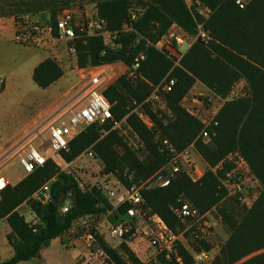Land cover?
I'll return each instance as SVG.
<instances>
[{
    "label": "trees",
    "instance_id": "trees-1",
    "mask_svg": "<svg viewBox=\"0 0 264 264\" xmlns=\"http://www.w3.org/2000/svg\"><path fill=\"white\" fill-rule=\"evenodd\" d=\"M76 1L84 0H0V17L16 19L30 15L42 25H51L57 38L58 12L71 8ZM193 1L209 9L207 17L188 6L186 0H97L99 16L106 20L111 33H118L115 46L106 44L103 37L85 36L79 31L74 41L80 69L103 66L119 59L132 66L134 59L145 52L146 58L138 71L146 82L136 83L126 75L121 76L104 91V95L112 104L114 122L126 121L145 144L149 158L155 157L157 165L146 168L111 121L102 126H89L71 140L69 151L62 155L67 163H72L86 150L93 149L104 162L106 173L117 169L121 173L128 170L127 175L133 171L145 175L156 172L166 163L167 157L160 154L154 134L133 111L150 95L153 87L149 84L157 86L174 80L172 90L166 95L171 118L159 117L147 105L142 106L160 133L178 150L193 144L208 168L216 167L228 155L238 152L262 186L251 208H242L239 212L219 208L230 235L212 264H264V0H249L243 9L236 0ZM135 8H141L143 12L124 32V24ZM174 24L192 37L198 36L201 25L211 37L207 44L199 39L193 42L178 66L155 48L147 47V42L156 43ZM63 75L59 64L46 59L34 69L33 81L46 89ZM240 81L246 83L247 95L225 101L215 117L217 125L208 128L209 138L204 141L200 136L203 124L186 112L181 106L182 99L200 82L225 100ZM4 87L3 82L0 93ZM116 147L124 149L122 157ZM221 174L222 171L214 174L208 169L201 180L193 182L181 172L167 187L144 188L141 195L151 212L179 234L184 227L174 213L178 199L185 196L201 214L218 208L228 196L220 183ZM121 180L124 185H131L125 177L121 176ZM46 184L49 185V197L42 203L34 195ZM67 202L70 208L62 213ZM23 204L29 206L38 224L27 222L20 213ZM129 207V204H123L114 210L97 187L83 190L72 174L49 160L3 192L0 220L11 228L7 240L14 255L0 264H20L40 258L42 250L58 238L66 244L65 234L75 222L85 217L106 215L112 224H117L124 219ZM96 240L97 246L108 254L113 264H143L127 245L115 249L101 233L96 234ZM196 249L209 251L211 246L202 242V249ZM157 259L160 264H195L192 254L179 242L170 257L163 253Z\"/></svg>",
    "mask_w": 264,
    "mask_h": 264
},
{
    "label": "rangeland",
    "instance_id": "rangeland-1",
    "mask_svg": "<svg viewBox=\"0 0 264 264\" xmlns=\"http://www.w3.org/2000/svg\"><path fill=\"white\" fill-rule=\"evenodd\" d=\"M186 1L188 6L195 8L197 11L201 12L203 16H208V11L204 10L202 5L197 4L196 1L193 0ZM243 1L247 4L249 0ZM178 34H180V32H178ZM188 36L193 40L194 37L190 35ZM190 38L185 37L188 41L191 40ZM105 40L111 47H114L116 44V39H110L106 36ZM192 40L190 42H194ZM70 44L71 42L68 40H47L45 48H41V50L33 45H23L19 43L16 41L15 34L8 36L0 35V85H2L3 81L8 84L5 93L0 94V148L7 144L9 139L20 137L21 132L24 131L28 125L34 122L43 121V119L46 120L36 130L39 132V135L31 142L38 147H40L41 144H43L44 147L49 146V126L54 122L55 117L58 115L61 119L67 120L68 114L66 108H72L73 106L78 107L82 104L91 77L87 72H78L77 68L79 67L77 65L76 54L69 50ZM44 51L52 53V60L59 64L65 73L64 78L50 89H42L33 81V65L42 55L45 54ZM186 51L187 48L183 47L182 52ZM106 65L107 67L104 68V71H106L110 77V84H114L121 76L129 74V66L122 59L115 60ZM137 74L138 77L134 78V82H146L140 71H137ZM163 84L164 83L157 86L149 84L153 87L150 95L146 98V101L137 106L135 110L138 109L145 114L146 112L143 110L142 106L147 105L149 109L159 117L167 116V118H171L172 114L166 107L167 93L162 91ZM69 87H72L69 94V101L67 104L60 106L56 111L55 105L60 100L62 91ZM105 90L106 89H104V91ZM247 93L246 83L240 81L235 85L231 95L224 100L213 94L202 83L197 82L182 99L181 106L188 114H190L189 111H191L196 115L201 116V118L208 119L211 118L213 112L220 110L226 100L241 98L247 95ZM155 95L158 96V99H156ZM195 100L197 102H195ZM69 104L72 105L68 106ZM135 110L133 112L137 114ZM208 110H210V113H208ZM53 111L56 112L54 113ZM151 120L153 121L154 128L150 130V132L154 134L155 144L157 145L160 154L167 157L166 163H163L156 172L150 175H145L142 172L133 171L132 174L127 175L128 170H124L123 173H121V170L117 169L115 172L106 173L104 162L97 156L93 149L86 150L72 163H68V166H64L62 170L75 175L82 184L84 190H91L92 187L95 186L94 184L100 185V183H96L97 179L105 174L117 178L123 185L124 183L121 180V176L125 177L131 185L124 186L129 189L135 188L141 191L144 188L162 187L161 184L165 181V176L169 175V157L167 156L168 154L164 145V140L168 139L160 133L152 118ZM122 122L123 124L121 128H117L116 130L119 132L120 136H122L128 148L131 149L141 162L145 163L146 168L150 169V167L156 166L157 160L155 157L149 158V152L143 141L132 131L126 121ZM26 140L18 145H14L15 147L9 151H0V153H5L2 157L4 158L11 155L9 158L16 157L17 159L19 153L23 151V143ZM176 150L179 153L188 150V154H184V157H186L192 166L195 165L202 170L203 173L209 169L207 164L194 149L193 144L186 146L182 150H178L177 148ZM116 151L120 157L124 155L123 148L116 147ZM89 152H93V158L88 156ZM184 170L189 172L190 165L184 164ZM5 174L9 177L11 183H16L25 173L17 159L12 160L11 165L5 169ZM177 174L172 176L171 179L175 178ZM187 175L193 179L192 175ZM26 176L27 175H25V177ZM99 182H101V179ZM183 197L186 198L185 196ZM219 208H225L228 212L233 210L239 212L244 207L240 206L230 197H227L222 201L218 208H214L208 212L207 220L211 225L210 235L202 242L210 244V255L208 260L204 262H195V264H212L215 257L219 254L221 247L225 244L230 235L229 228L223 221ZM19 211L26 218L27 222L33 225L38 224L36 216L32 213L27 204H23L19 208ZM150 214L151 212L146 209L143 217L144 222H140V225L135 222L136 228L132 229L133 236L132 241H130L131 244L112 241L110 239H107V242L115 249H119L122 244L127 245L143 264H148V262H150V256L154 252L150 245V241L155 232V225L149 219ZM108 221L106 215L85 217L78 221L73 227V232L69 231L67 233L68 235H65L64 238V240H67H65V242H67L66 245L68 247H70V243L73 246L78 244V246L70 249L65 245H62L60 242H54L48 249H45V252H48L45 259L47 263L45 262V264H82L84 261L79 262L76 259V262L74 257L76 251H78V257L81 252L85 253L88 250L84 235L88 231L95 230L106 237L109 229ZM183 227V230L179 234L173 231L178 236V242L192 254L193 251H201L196 248L198 247L202 249V242L195 240L192 235L186 231L185 223H183ZM7 231V224L0 221V260L2 262L9 260L13 256V248L7 240ZM178 242L175 244L174 248L178 245ZM93 248L95 247H92L91 251ZM174 248L172 251H174ZM22 264H40V261L34 259ZM95 264H99V261L96 260Z\"/></svg>",
    "mask_w": 264,
    "mask_h": 264
},
{
    "label": "built area",
    "instance_id": "built-area-1",
    "mask_svg": "<svg viewBox=\"0 0 264 264\" xmlns=\"http://www.w3.org/2000/svg\"><path fill=\"white\" fill-rule=\"evenodd\" d=\"M197 4L200 5L199 2H197ZM236 4L242 9L246 6V3L243 0H236ZM203 8L208 11V13L210 12L207 7L203 6ZM142 12L143 9L141 8H135L130 11V18L124 24V32H127L130 29V24L137 21ZM56 25L59 32V37L57 38L54 36L53 27L51 25H42L30 15H22L15 19L14 33L16 41L23 45H33L37 48L44 49L47 40H68L71 42L69 50L72 53H75L74 41L78 38L77 31L85 36L103 37L105 43L106 36L110 39H116L118 37V33H111L108 30L106 20L100 17L99 14L89 17L88 19L85 18L81 23H76L70 9H65L58 12ZM178 32H180V34H178ZM185 37L190 38L186 32L174 24L156 43L147 42V47L155 48L173 60L175 65L178 66L185 53L182 52V48L186 47L189 49L193 43L190 42L192 40L191 38V40L188 41ZM198 39L205 44L211 41V37L203 30L201 25H199L198 36L194 37L192 41L195 42ZM145 58V52H141L134 59V64L128 67L129 74L126 76L132 80H134L135 77H138L137 71L140 68L141 62L144 61ZM80 72H87L91 77L85 97L82 100V104L78 107L73 106L69 109L66 108L68 114L67 120L61 119L58 115L55 117L54 122L49 126V146L44 147L43 144H41V146L38 147L33 144V142L29 141L23 143V151L19 153L17 159L26 175L31 174L37 168L43 167L49 160H52L61 169L64 166H68L62 153L69 151V144L75 136L93 124L102 126L110 121L114 122L112 104L104 95V89L113 85L110 84V77L107 72L92 67L82 68ZM173 86L174 80H170L163 84L162 91L164 93H169ZM155 97L158 99L157 95H155ZM195 102L197 101L195 100ZM135 112L149 130L154 128L153 121L148 114H144L138 109L135 110ZM218 112L219 110L213 112L211 118L207 119L201 118V116L189 111L193 117L203 124L204 128L200 136L204 141L209 138L208 128L212 125H217L215 117ZM208 113H210V110H208ZM122 124L123 122H114L113 128H121ZM169 143L168 140H164L166 152L169 157V175L165 176V181L161 186H168L172 176L179 172H185L184 164L190 165L189 172L186 171L185 173L193 176V182L201 180L205 172L203 173L202 170L195 165L192 166L186 157H184V154H188V150L179 153L176 148ZM93 155V152L88 153L89 157L93 158ZM10 156L11 155L4 158L1 157L2 159L0 158V200L2 199L3 192L11 186L10 179L5 174V169L12 160L16 159V157L9 158ZM226 165L228 166L227 168L225 167ZM209 169L214 174H218L222 171V174L220 175V183L222 188L227 191V197H230L244 208H251L254 205L260 195L262 186L259 180L252 174L247 161L238 152L231 153L216 167ZM73 176L82 188V184L78 178L75 175ZM100 179L101 182H99ZM96 183H100V185L94 184L95 186L92 188L97 187L101 193L107 197L114 210H117V208L123 204H129L130 206L126 210V214L122 221L117 224H112L108 221L109 229L106 237L104 236L105 240L110 239L112 241L131 244L130 241H132L133 234L128 237H126V235L133 228H136L135 222L140 225V222L143 221L146 209L151 212L141 195V191L135 188H126L117 178L107 174L99 177ZM48 197V184L43 186L34 195V198L40 200L42 203L47 201ZM69 208L70 204L67 202L62 207V213L68 212ZM174 213L183 223H185L186 231L189 232L198 242L204 241V239L210 235L211 225L207 220L208 212L201 214L200 211L183 196L178 199L177 205L174 208ZM149 219L155 225V232L150 241V245L154 252L151 254L150 262H148V264H160L157 256L165 253L167 257H170L172 249L179 240L178 236L165 224L159 215L151 212ZM97 233L98 232L88 231L84 235L88 250L85 253L81 252L76 258L79 262L84 261L82 264H95L96 260L99 261V264H112L111 258L108 254L96 244ZM92 247L95 248L91 251ZM209 255L210 251H205L203 249L201 251H193L192 254L195 262H204L209 259Z\"/></svg>",
    "mask_w": 264,
    "mask_h": 264
},
{
    "label": "crops",
    "instance_id": "crops-1",
    "mask_svg": "<svg viewBox=\"0 0 264 264\" xmlns=\"http://www.w3.org/2000/svg\"><path fill=\"white\" fill-rule=\"evenodd\" d=\"M71 13H72V16L74 18V21L76 23H81L86 19H88L89 17H92V16H95L98 14V8H97V0H84V1H76L71 8H69ZM14 28H15V19L13 17H3L1 18L0 17V35H5V36H8V35H14ZM41 49V48H40ZM42 50V49H41ZM44 55H42L38 61L33 65V72H34V69L40 64L42 63L43 61H45L46 59H53L52 57V53L48 52V51H44ZM107 65H103V66H98V67H92V68H95V69H99V70H104V68H106ZM78 72L81 71L80 68H77ZM65 74V73H64ZM64 78V75L58 80L56 81L54 84H52L50 87L46 88V89H50L52 87H54L55 85H57L62 79ZM4 82V91L1 92L2 94L5 93V91L7 90V82L3 81ZM71 88L72 87H69V88H66L65 90L62 91V94H61V98L60 100L56 103L55 107H56V111L60 108V106L62 105H65L67 104V102L69 101V94L71 92ZM0 93V94H1ZM72 104H69L68 106H70ZM68 108H71V107H68ZM55 111V112H56ZM54 112V111H53ZM54 112V113H55ZM53 113V114H54ZM40 119V118H39ZM46 119H43V121H39V122H34L30 125H28L24 131L21 132L20 134V137L14 139H9V141H7V144H5L3 147L0 148V151H9L10 149H12L13 147H15L14 145H18L19 143L23 142L24 140L26 141H33L34 139H36V137L39 135V132H37L36 130L44 123ZM0 153V158L5 154V153ZM17 160V159H15ZM12 163V162H11ZM8 164L9 165H11ZM7 166V167H8ZM25 173V172H24ZM25 175L21 178H19V180L16 182V183H11V186H14L16 185L17 183H19L23 178H25ZM91 217V216H90ZM82 220V219H80ZM79 220V221H80ZM1 221V220H0ZM2 222H5V221H2ZM78 222V221H77ZM75 222V224L77 223ZM6 223V222H5ZM7 224V223H6ZM74 224V225H75ZM8 226V231H7V234L10 233L11 231V228L10 226L7 224ZM74 227V226H73ZM73 232V228L70 230V232ZM65 235H68L67 233ZM65 238V236H64ZM66 240V239H65ZM67 241V240H66ZM54 242H60L62 245H65L67 248H76V246H78V244H75L76 246H73L71 243H70V247H68L66 244H63L62 240L60 238L58 239H55L51 242L50 246L54 243ZM49 246V247H50ZM49 247L45 248V249H48ZM45 249L42 250L41 252V256L40 258H37L39 261H40V264H45V259H46V256L48 255V252H45ZM76 250V249H74ZM77 252L76 251V254H75V257H74V260L76 261V257H77ZM13 255H14V251H13ZM0 262H2L0 260ZM77 262V261H76ZM22 263H26V262H22ZM20 263V264H22ZM47 263V262H46Z\"/></svg>",
    "mask_w": 264,
    "mask_h": 264
}]
</instances>
